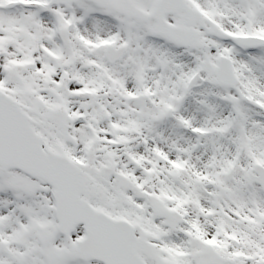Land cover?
<instances>
[{"label":"snow or ice","instance_id":"1","mask_svg":"<svg viewBox=\"0 0 264 264\" xmlns=\"http://www.w3.org/2000/svg\"><path fill=\"white\" fill-rule=\"evenodd\" d=\"M0 264H264V0H0Z\"/></svg>","mask_w":264,"mask_h":264}]
</instances>
